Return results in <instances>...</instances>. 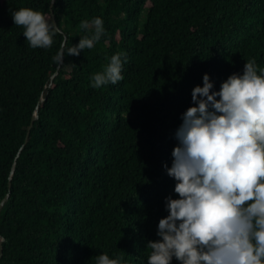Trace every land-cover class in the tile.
<instances>
[{"label": "trees", "instance_id": "16d2710c", "mask_svg": "<svg viewBox=\"0 0 264 264\" xmlns=\"http://www.w3.org/2000/svg\"><path fill=\"white\" fill-rule=\"evenodd\" d=\"M20 7L54 13L51 48L29 46ZM97 17L95 46L56 62ZM116 53L123 79L94 88ZM253 58L264 68V0H0V264H147L193 87L206 73L219 91Z\"/></svg>", "mask_w": 264, "mask_h": 264}, {"label": "clouds", "instance_id": "9594fccd", "mask_svg": "<svg viewBox=\"0 0 264 264\" xmlns=\"http://www.w3.org/2000/svg\"><path fill=\"white\" fill-rule=\"evenodd\" d=\"M12 19L32 48H51L63 35L47 11L20 7ZM80 26L90 34L71 47L64 36L56 62L63 63L64 49L68 55L92 49L105 32L99 17ZM122 56L126 62V54L116 53L93 75L94 88L123 79ZM202 80L175 132L166 181H176L178 198L166 197L167 210L157 212L152 238L159 239L147 242V264H171L173 257L179 264H264V68L249 59L219 91L208 74ZM95 264L127 262L101 253Z\"/></svg>", "mask_w": 264, "mask_h": 264}, {"label": "water", "instance_id": "95a60500", "mask_svg": "<svg viewBox=\"0 0 264 264\" xmlns=\"http://www.w3.org/2000/svg\"><path fill=\"white\" fill-rule=\"evenodd\" d=\"M53 19H54V21L57 23V20H56V18H55V16H54V13H53ZM58 27H59V26H58ZM63 60H64V58H63ZM61 64H62V63H61ZM57 74H58V72H57ZM57 74H56V75H57ZM39 108H40V104L38 105V109H39ZM35 120H36V118L33 119V124H34ZM30 131H31V129H30L29 132H28L27 139H26V143H27L28 140H29V134H30ZM24 147H25V145H23V147L20 149L19 153H17L16 159L19 157V154L23 151ZM15 163H16V161L14 162L13 167L15 166ZM10 186H11V184L9 183V187H10ZM7 199H8V195H6V196L2 199V201L0 202V211H1V208L3 207V205L5 204V202L7 201ZM1 252H2V244L0 245V256H1Z\"/></svg>", "mask_w": 264, "mask_h": 264}, {"label": "rangeland", "instance_id": "374dc122", "mask_svg": "<svg viewBox=\"0 0 264 264\" xmlns=\"http://www.w3.org/2000/svg\"><path fill=\"white\" fill-rule=\"evenodd\" d=\"M144 15H145V13H144ZM144 15H143V17H144Z\"/></svg>", "mask_w": 264, "mask_h": 264}]
</instances>
